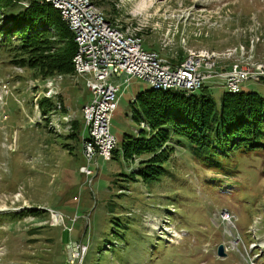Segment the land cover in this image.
Returning a JSON list of instances; mask_svg holds the SVG:
<instances>
[{
	"label": "rangeland",
	"instance_id": "374dc122",
	"mask_svg": "<svg viewBox=\"0 0 264 264\" xmlns=\"http://www.w3.org/2000/svg\"><path fill=\"white\" fill-rule=\"evenodd\" d=\"M112 1L94 6L108 16ZM113 5L117 14L110 20L137 35L141 31L142 49L172 63L180 49L182 56L196 50L187 58L202 56L212 63L214 54L223 70L234 62L264 65L259 63L264 62V0H116ZM11 56L0 40V264H66L64 244L80 236L87 245L81 264H236L243 260L240 244L216 255L219 243L228 247L232 240L218 220L224 209L236 218L232 228L250 263L264 264V151L230 150L217 155L216 164L204 165L183 141L173 145L157 180H131L126 175L136 162L122 158L120 140L137 128L130 102L150 86L130 78L109 117L117 154L97 157L85 176L78 171L84 164L80 137L86 135L79 108L91 93L83 76L55 79L53 99L77 123L74 136H68L59 120L55 134L47 126L50 109L42 114L43 108L34 107L43 80L12 64ZM222 82L204 81L216 110L226 91ZM240 90L264 96V81L248 79ZM51 210L63 214L71 232L62 223L45 222Z\"/></svg>",
	"mask_w": 264,
	"mask_h": 264
},
{
	"label": "trees",
	"instance_id": "16d2710c",
	"mask_svg": "<svg viewBox=\"0 0 264 264\" xmlns=\"http://www.w3.org/2000/svg\"><path fill=\"white\" fill-rule=\"evenodd\" d=\"M90 1L99 5L103 0ZM107 5L110 17L114 9L111 3ZM72 36L49 2L0 0V40L12 51L10 62L31 69L35 78L72 74L74 44L77 46ZM244 44L246 47L247 40ZM182 57L178 49L174 62ZM52 105L48 98L38 101L42 114ZM130 106L131 119L147 126L137 135L122 134L120 140L123 159L137 160L135 169L126 175L131 180H157L165 172L163 163L172 155L173 145L183 141L204 165L216 164L215 157L230 150L264 151V96L255 91H224L216 110L206 86L188 93L149 88L137 93ZM71 127L68 136H74L76 121Z\"/></svg>",
	"mask_w": 264,
	"mask_h": 264
},
{
	"label": "built area",
	"instance_id": "2783aa9c",
	"mask_svg": "<svg viewBox=\"0 0 264 264\" xmlns=\"http://www.w3.org/2000/svg\"><path fill=\"white\" fill-rule=\"evenodd\" d=\"M58 4L70 10L75 21L76 41L86 52L85 72L82 75L92 94L90 101L82 107L88 141H91V148H84L82 141V153L86 161L95 155L103 157V153L114 145V138L108 132V118L115 105L119 83L126 85L129 78H136L146 83L192 90L211 76H221L212 71V62L203 59L185 57L179 64L170 65L158 58L156 53L143 50L139 38H126L115 31L113 24L100 22L87 10L84 0H58ZM223 75L227 89L238 88V84L246 78L257 80L263 76L264 65L231 67ZM110 78L118 82L112 83ZM92 119L100 121L97 132H89ZM79 171L89 173L86 166L80 167ZM222 217L227 220L229 215L221 214ZM85 248V245L77 242L66 244L67 264H78Z\"/></svg>",
	"mask_w": 264,
	"mask_h": 264
},
{
	"label": "bare ground",
	"instance_id": "6f19581e",
	"mask_svg": "<svg viewBox=\"0 0 264 264\" xmlns=\"http://www.w3.org/2000/svg\"><path fill=\"white\" fill-rule=\"evenodd\" d=\"M45 1L50 2L54 7H56L59 10V13H60L59 15H61V18L63 19L62 21H64V23L66 24V26L68 27V29L71 31V33H73V35L75 37V41H76L75 21L71 17L70 10H67L62 5L58 4V0H45ZM84 5L87 8V10H89L100 22H104V23H107V24H113L115 31H118L120 34H123L124 37H126V38H133V37L139 38V36L136 33H133L134 31L133 32H130L127 29L120 28L112 20L106 19L98 11V9L94 6V4L91 3L89 0H84ZM142 5H144V4H142ZM76 45H77L75 47L76 52L74 53L75 55L73 56L74 58H73L72 64H74L75 70H76L77 74L82 75V73L85 72V64L84 63L86 62V52L80 47V45L77 43V41H76ZM200 57L201 58H197V57H194V58H196V59H203L202 56H200ZM189 58H191V56ZM233 66H234V64H233ZM73 69H74V67H73ZM85 84H86V81H85ZM147 84H149L152 88H155V89H177L175 87H170V86L162 85L160 83H147ZM228 90L231 91V92H236L238 90V88H231V89H228ZM45 94H46V96H50V93L49 92H46ZM142 125L143 124L141 123L140 126H142ZM99 128H100V121H99V119H92L90 121V123H89V132H97V130ZM86 139H88V136H87ZM86 139H83V141L85 140L84 142L86 144V148H91V141H87ZM113 147H114V145H113ZM111 149L108 152L103 153V156L105 154L106 155L107 154L109 155V152L111 151ZM229 218H230V215H229ZM55 219H56L55 216H53V221ZM82 253H83V251H82ZM82 253H81V257H82ZM80 261H81V258H80Z\"/></svg>",
	"mask_w": 264,
	"mask_h": 264
},
{
	"label": "water",
	"instance_id": "95a60500",
	"mask_svg": "<svg viewBox=\"0 0 264 264\" xmlns=\"http://www.w3.org/2000/svg\"><path fill=\"white\" fill-rule=\"evenodd\" d=\"M216 255H217L218 257H223V256H225V253H224V251H223L222 244H220V243L216 246Z\"/></svg>",
	"mask_w": 264,
	"mask_h": 264
},
{
	"label": "crops",
	"instance_id": "0c3cea01",
	"mask_svg": "<svg viewBox=\"0 0 264 264\" xmlns=\"http://www.w3.org/2000/svg\"><path fill=\"white\" fill-rule=\"evenodd\" d=\"M129 86H130V84H128V86H126V87H125L124 85L119 86V89H118V91H119V98L121 97L122 92L125 91V89L128 88ZM118 101H119V99H118ZM118 101H117V102H118ZM84 103H85V102H84ZM84 103H83V104H84ZM116 105H117V104H116ZM115 108H116V107H115ZM74 119H75V118H73L72 120L74 121Z\"/></svg>",
	"mask_w": 264,
	"mask_h": 264
}]
</instances>
